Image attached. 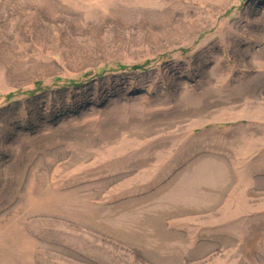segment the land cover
<instances>
[{"label":"rangeland","instance_id":"374dc122","mask_svg":"<svg viewBox=\"0 0 264 264\" xmlns=\"http://www.w3.org/2000/svg\"><path fill=\"white\" fill-rule=\"evenodd\" d=\"M0 264H264V0H0Z\"/></svg>","mask_w":264,"mask_h":264}]
</instances>
